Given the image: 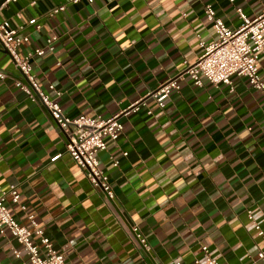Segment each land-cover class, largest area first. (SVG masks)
I'll return each mask as SVG.
<instances>
[{"label": "crops", "instance_id": "obj_1", "mask_svg": "<svg viewBox=\"0 0 264 264\" xmlns=\"http://www.w3.org/2000/svg\"><path fill=\"white\" fill-rule=\"evenodd\" d=\"M206 5L231 30L241 25L238 8L248 18L264 12V0H9L0 22L28 38L20 57L56 35L52 52L30 59L39 88L71 120L107 119L196 61L200 43L218 40ZM258 67L264 82V56ZM0 68V192L16 187L25 209L7 198L9 212L28 228L32 215L65 264H206L202 246L219 264L257 259L264 97L245 78L217 87L186 79L163 109L149 98L123 116L118 140L98 155L107 198L65 153L67 136L48 111L16 87L25 78L1 45ZM24 262L21 245L0 233V264Z\"/></svg>", "mask_w": 264, "mask_h": 264}, {"label": "built area", "instance_id": "obj_2", "mask_svg": "<svg viewBox=\"0 0 264 264\" xmlns=\"http://www.w3.org/2000/svg\"><path fill=\"white\" fill-rule=\"evenodd\" d=\"M80 1L66 0V3L77 4ZM86 1L92 2V0ZM64 9V5H61L54 9L50 16ZM204 14L207 21L212 24L218 40L208 45L200 43L201 53L196 61L193 63L183 61L182 68L175 75L160 83L145 97L107 119L80 116L71 120L62 113L59 104L50 100L39 88L31 74L30 59L33 56H42L45 50L52 52L57 40L56 35L47 38L45 49H36L26 56L20 57L18 49L28 41V38L19 36V29L13 28L9 22H0V45L12 59L15 68L25 78V82L16 81V87L32 101H39L48 111L55 124L67 136L65 153L83 171L89 183L100 189L107 198H113V191L108 177L100 169L98 155L107 149V141L116 142L118 140L123 131L120 119L131 112L139 111L140 106H146L147 99L151 98L159 109H163L170 93L179 91L180 82L186 79H189L197 87L202 86L203 80H207L211 85L217 87L219 85L229 86L233 76L245 78L249 86L259 91L264 97V82L258 67L259 58L264 56V12L256 17L248 18L238 8L237 14L241 25L234 30L229 29L216 16L210 5L204 7ZM6 76V73L0 68V81L5 80ZM147 113L151 114V111ZM60 156V154L56 155L53 160ZM116 165L117 162H114V166ZM7 198L12 204L19 205L21 210H24L25 207L20 205V194L16 187L10 186L6 191L0 192V233L3 234L7 231L21 245L28 261L23 264H65L63 255L55 251L50 239L44 234L32 215L27 216L30 223L29 228L20 225L13 218L5 205ZM255 230L264 241V229L256 225ZM134 232L141 242L145 243L136 228ZM33 237L38 240L39 245L33 243ZM201 251L206 264H219L215 258L210 256L206 246H202ZM13 255L15 258H20L18 251L14 250ZM259 263H264V248L259 250L257 259L251 264Z\"/></svg>", "mask_w": 264, "mask_h": 264}, {"label": "water", "instance_id": "obj_3", "mask_svg": "<svg viewBox=\"0 0 264 264\" xmlns=\"http://www.w3.org/2000/svg\"><path fill=\"white\" fill-rule=\"evenodd\" d=\"M7 1H9V0H0V7Z\"/></svg>", "mask_w": 264, "mask_h": 264}]
</instances>
